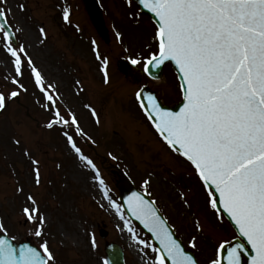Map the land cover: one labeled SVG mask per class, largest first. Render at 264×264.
Masks as SVG:
<instances>
[{
  "label": "rangeland",
  "instance_id": "1",
  "mask_svg": "<svg viewBox=\"0 0 264 264\" xmlns=\"http://www.w3.org/2000/svg\"><path fill=\"white\" fill-rule=\"evenodd\" d=\"M7 6L13 31L22 29L16 33L14 46H26L45 83L56 86L62 114L68 118L69 110L75 113L84 135L77 134L75 126L47 127L54 111L36 86L31 67L25 63L22 76L17 77L12 57L0 42V92H19L18 98L10 99L0 110V221L7 230L0 233L38 247L46 240L56 264H104L109 242L123 247L126 264L155 260L156 254L133 240L104 197L95 171L72 154L63 135L68 131L100 169L112 200L121 204L118 170L125 171L156 200L186 245L191 246L195 237L193 250L205 261L216 258L219 244L231 240L235 231L222 214L210 208L205 186L193 166L158 137L136 97L142 85H147L166 104L178 102L182 90L176 72L167 65L161 80L132 84L119 69L122 60L140 59L138 65L142 66L145 58L158 52L157 27L150 17L127 0H7ZM65 8L70 12L67 22L63 19ZM98 18L105 24L108 41L96 29ZM41 27L46 37L41 35ZM97 51L107 58L108 82ZM14 77L23 88L12 83ZM34 160L39 161V184ZM145 180L150 181L147 190ZM29 194L45 217L40 237L35 235L38 221L29 220L23 211L32 207ZM124 217L139 239L155 246L142 229ZM102 230L108 232L107 237L101 236Z\"/></svg>",
  "mask_w": 264,
  "mask_h": 264
},
{
  "label": "snow or ice",
  "instance_id": "2",
  "mask_svg": "<svg viewBox=\"0 0 264 264\" xmlns=\"http://www.w3.org/2000/svg\"><path fill=\"white\" fill-rule=\"evenodd\" d=\"M127 2L131 5L133 0ZM139 4L157 18L154 39L158 52L144 59V71L151 76L153 67L174 62L181 75L184 103L174 112L162 107L151 93L146 106L143 90L136 93L137 99L167 145L191 163L205 186L210 208L218 214L226 213L239 233L236 239L240 242L233 246L229 247L231 241L219 244L216 258L210 264H225V260L226 264H242V253H249L247 264H264V0H139ZM19 7L23 9L24 5ZM10 12L7 0H0V42L12 57L17 77L22 76L25 63L31 67L36 86L54 111L47 127L75 126L77 134L84 135L75 113L69 110L68 118L62 114L56 86L45 83L26 46H14V37L22 29L17 27L13 32L7 27ZM69 18L70 12L65 8L63 19L67 22ZM40 33L46 37L43 27ZM97 59H102V71L108 82L107 58H101L97 51ZM131 63L138 65L141 60L132 59ZM12 83L23 88L15 77ZM18 95L15 90L8 94L0 92V110ZM92 112L96 115L94 109ZM63 135L79 159L95 171L104 197L110 200L133 240L156 254L155 260L149 259L148 264L169 261L198 264L173 235L156 202L133 192L126 199L127 210L155 237L159 246L139 239L125 219L121 204L111 199L93 160L83 153L68 131ZM33 164L35 181L39 184V161L34 160ZM149 183L144 181L146 190ZM181 196L187 204L186 196L183 193ZM28 200L32 207L23 211L29 220L38 221L35 235L40 237L45 217L39 214L37 201L31 194ZM197 227L202 230L198 221ZM6 231L0 221V232ZM12 240L0 238V264H56L55 254L46 240L39 250L27 244L17 247ZM92 245L96 246L94 237ZM191 247H196L195 237ZM104 264L110 262L105 260Z\"/></svg>",
  "mask_w": 264,
  "mask_h": 264
},
{
  "label": "water",
  "instance_id": "3",
  "mask_svg": "<svg viewBox=\"0 0 264 264\" xmlns=\"http://www.w3.org/2000/svg\"><path fill=\"white\" fill-rule=\"evenodd\" d=\"M138 4H139V0H135ZM140 5V4H139ZM141 7V10L143 12H145L146 14L150 15L151 18L156 22L157 24V18L155 17V15L153 13H151L150 11H148L147 9H145L142 5H140ZM171 63L173 65V67L175 68V70L177 71L178 75H179V79L181 81V75L179 73V70L177 69L176 65L174 64V62L172 61H166L164 65H161L160 68H152V72H153V75H149L150 77L154 78V79H159L162 74H163V68L164 66L167 64V63ZM121 69L124 71V73L127 75V77L133 81V82H138L142 79L143 75H144V72L142 70H140L139 68H137L135 65L133 64H129V63H122L121 64ZM182 83V81H181ZM142 98H143V102L144 104L147 106L148 105V101H147V97L149 95V93H151L152 95L156 96V94L151 91L150 89L148 88H143L142 89ZM157 97V96H156ZM159 100V99H158ZM160 101V100H159ZM161 102V101H160ZM183 103H184V100L179 103L178 105H176L175 107H170V106H167V105H163L161 103V106L168 109V110H171V111H179L180 108L183 106ZM120 189L122 191V196H121V199H122V202H123V205L126 209V211L128 212L127 210V204H126V199L128 196H130L133 192H140L138 191L133 185L132 183L127 179V181L125 183H123L121 186H120ZM141 193V192H140ZM145 198L146 199H149L151 200L147 195H145ZM156 206V205H155ZM128 214L130 215V217L132 219H134L135 221H137L142 227L143 229L152 237V239L156 242V244L159 246V243L158 241L155 240V237L146 229L144 228V226L140 223V221L136 220L134 217L131 216V213L128 212ZM161 214V212H160ZM162 215V214H161ZM225 215L230 219V217L225 213ZM163 216V215H162ZM230 221L232 222L234 228L236 229V226L234 224V222L230 219ZM168 223V222H167ZM171 227V226H170ZM172 231H173V235L179 240L181 241L175 234L173 228L171 227ZM237 230V229H236ZM238 232V231H237ZM239 235V233H238ZM0 238H6L4 236H0ZM237 242H240L238 241L237 239H235L230 245L229 247L233 246L235 243ZM26 244V243H25ZM22 245V244H21ZM29 245V244H27ZM17 247H19L20 245H16ZM30 246V245H29ZM182 246H183V243H182ZM184 247V246H183ZM186 250V249H185ZM107 254H108V261L110 262V264H124V258H123V252L121 250L120 247H118L117 245L115 244H111V245H108L107 246ZM187 251V250H186ZM189 254H191L193 256L194 259L195 256L193 255V253L187 251ZM225 256L227 255V249H225ZM248 257H249V253H242V264H247V260H248ZM169 264H171V262L169 261L168 262ZM199 264V263H198ZM225 264H226V260H225Z\"/></svg>",
  "mask_w": 264,
  "mask_h": 264
},
{
  "label": "bare ground",
  "instance_id": "4",
  "mask_svg": "<svg viewBox=\"0 0 264 264\" xmlns=\"http://www.w3.org/2000/svg\"><path fill=\"white\" fill-rule=\"evenodd\" d=\"M71 152H72V154H74V151L73 150H71Z\"/></svg>",
  "mask_w": 264,
  "mask_h": 264
}]
</instances>
